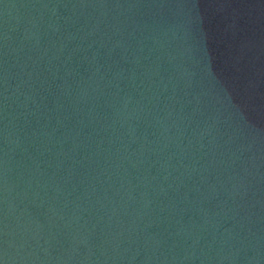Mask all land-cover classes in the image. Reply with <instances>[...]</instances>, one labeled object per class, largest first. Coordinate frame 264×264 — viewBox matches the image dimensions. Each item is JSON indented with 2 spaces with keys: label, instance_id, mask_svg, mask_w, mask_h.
Wrapping results in <instances>:
<instances>
[{
  "label": "water",
  "instance_id": "water-1",
  "mask_svg": "<svg viewBox=\"0 0 264 264\" xmlns=\"http://www.w3.org/2000/svg\"><path fill=\"white\" fill-rule=\"evenodd\" d=\"M0 264H264V0H0Z\"/></svg>",
  "mask_w": 264,
  "mask_h": 264
}]
</instances>
